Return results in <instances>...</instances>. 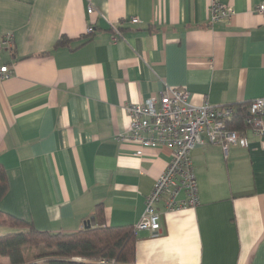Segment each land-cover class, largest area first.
<instances>
[{
	"label": "crops",
	"instance_id": "crops-1",
	"mask_svg": "<svg viewBox=\"0 0 264 264\" xmlns=\"http://www.w3.org/2000/svg\"><path fill=\"white\" fill-rule=\"evenodd\" d=\"M213 1L0 0V39L15 41L1 60L13 73L0 81V213L72 233L102 205L106 226L134 229L171 152L116 139L127 105L165 87L195 105L264 98V0H218L236 12L219 23ZM244 135L247 148L195 146L199 204L162 200L161 230L135 235L138 264H264V139Z\"/></svg>",
	"mask_w": 264,
	"mask_h": 264
},
{
	"label": "built area",
	"instance_id": "built-area-1",
	"mask_svg": "<svg viewBox=\"0 0 264 264\" xmlns=\"http://www.w3.org/2000/svg\"><path fill=\"white\" fill-rule=\"evenodd\" d=\"M87 12L91 15L94 9L90 7ZM210 12L212 23L229 21L236 15L233 7L218 0L212 2ZM257 12L264 16V2L257 7ZM131 23L137 24L139 19L132 18ZM92 33L94 28L88 27L87 34ZM121 33L120 30L116 31L114 41L121 38ZM14 46L12 33L0 39V81H6L12 76L11 68L1 60L3 51H12ZM240 107L246 109L245 125L248 131L263 140L264 98L242 105L216 106L208 102L195 105L190 102L189 94L184 89L165 87L157 96L143 103L127 105L129 131L128 134H119L116 139L120 142L130 140L138 144L140 150L164 147L171 152L166 170L146 199L145 211L134 227L135 235L139 231L156 234L161 230V215L157 206L164 199L170 212L193 208L199 204L191 155L196 145H219L225 152L230 145L248 147L247 137L228 127V122ZM182 194L183 199L180 198Z\"/></svg>",
	"mask_w": 264,
	"mask_h": 264
},
{
	"label": "trees",
	"instance_id": "trees-1",
	"mask_svg": "<svg viewBox=\"0 0 264 264\" xmlns=\"http://www.w3.org/2000/svg\"><path fill=\"white\" fill-rule=\"evenodd\" d=\"M67 43L62 37L57 46ZM245 118L246 109L240 107L228 127L245 136ZM9 188L6 169L0 163V202ZM0 215L5 217L1 223L12 230L0 235V264L2 257L10 264H138L134 229L106 226L102 205L94 212V226L72 233L42 231L31 222Z\"/></svg>",
	"mask_w": 264,
	"mask_h": 264
},
{
	"label": "rangeland",
	"instance_id": "rangeland-1",
	"mask_svg": "<svg viewBox=\"0 0 264 264\" xmlns=\"http://www.w3.org/2000/svg\"><path fill=\"white\" fill-rule=\"evenodd\" d=\"M12 230L11 228L7 227L4 228L3 226H0V235L10 233ZM1 264H10V261L8 258H1Z\"/></svg>",
	"mask_w": 264,
	"mask_h": 264
},
{
	"label": "water",
	"instance_id": "water-1",
	"mask_svg": "<svg viewBox=\"0 0 264 264\" xmlns=\"http://www.w3.org/2000/svg\"><path fill=\"white\" fill-rule=\"evenodd\" d=\"M95 225V219L94 218H91L87 223H86V226L85 228H90L92 226Z\"/></svg>",
	"mask_w": 264,
	"mask_h": 264
}]
</instances>
